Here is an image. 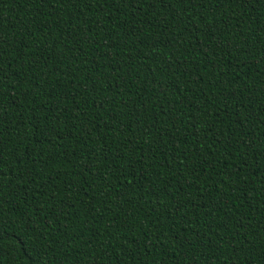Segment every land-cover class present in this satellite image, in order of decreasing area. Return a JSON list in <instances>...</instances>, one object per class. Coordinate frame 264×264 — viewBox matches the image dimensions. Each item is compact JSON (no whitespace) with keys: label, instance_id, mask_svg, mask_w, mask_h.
Segmentation results:
<instances>
[{"label":"trees","instance_id":"obj_1","mask_svg":"<svg viewBox=\"0 0 264 264\" xmlns=\"http://www.w3.org/2000/svg\"><path fill=\"white\" fill-rule=\"evenodd\" d=\"M0 264H264V0H0Z\"/></svg>","mask_w":264,"mask_h":264}]
</instances>
